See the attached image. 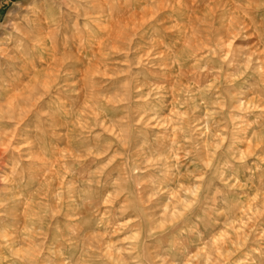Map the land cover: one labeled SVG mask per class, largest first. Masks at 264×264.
Instances as JSON below:
<instances>
[{"label":"rangeland","instance_id":"374dc122","mask_svg":"<svg viewBox=\"0 0 264 264\" xmlns=\"http://www.w3.org/2000/svg\"><path fill=\"white\" fill-rule=\"evenodd\" d=\"M0 90V264H264V0H0Z\"/></svg>","mask_w":264,"mask_h":264},{"label":"bare ground","instance_id":"6f19581e","mask_svg":"<svg viewBox=\"0 0 264 264\" xmlns=\"http://www.w3.org/2000/svg\"><path fill=\"white\" fill-rule=\"evenodd\" d=\"M0 91H1V90H0ZM2 91H3V90H2ZM4 92H6L5 89H4ZM11 98H12V97H11ZM7 99H8V98H7ZM12 99H14V98H12ZM12 99H9L10 101H9V100H8V101H9L10 103H12V106H11V107L13 108L14 112H16V110H15V109H16L15 99H14L13 101H12ZM9 102H8V103H9ZM1 106H2V104L0 103V108H1ZM12 108H11V109H12ZM0 119H1V118H0ZM1 138H2V137H1ZM1 149H2V148H1ZM0 152H1V150H0ZM1 162H2V161H1ZM1 162H0V163H1ZM1 164H2V163H1ZM4 234H5V233H4ZM0 236H1V235H0ZM13 250H14V249H13Z\"/></svg>","mask_w":264,"mask_h":264}]
</instances>
